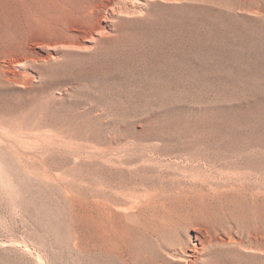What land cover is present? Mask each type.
Masks as SVG:
<instances>
[{
	"label": "rangeland",
	"instance_id": "obj_1",
	"mask_svg": "<svg viewBox=\"0 0 264 264\" xmlns=\"http://www.w3.org/2000/svg\"><path fill=\"white\" fill-rule=\"evenodd\" d=\"M127 6L0 0V264H264V0Z\"/></svg>",
	"mask_w": 264,
	"mask_h": 264
},
{
	"label": "bare ground",
	"instance_id": "obj_2",
	"mask_svg": "<svg viewBox=\"0 0 264 264\" xmlns=\"http://www.w3.org/2000/svg\"><path fill=\"white\" fill-rule=\"evenodd\" d=\"M146 1H149V0H127L128 6L120 12L142 11L144 9ZM109 11L110 13H113V14L116 12V10L114 9H110ZM93 27L95 29L94 32H91L88 36H86L83 39L81 47H83L84 49L91 48L95 44L96 40L99 37H101L105 32V27L103 26L102 20H96L95 25H93ZM66 41L67 39H64L60 44L63 47L64 46L70 47L74 45V42L69 41V43H67ZM27 60L28 59L25 57H19L17 61H15V63L17 64L16 66H19L22 62H25ZM5 65L6 64L4 62L3 64L1 63L0 66L4 69L6 67ZM212 245H216V246L226 245L227 246V245H241V243L238 240H236L234 237H230V236L225 237V238H219V240L215 239L214 241L213 240H205V241L203 240L199 243H194L191 246H188L186 242H180L178 244V251L175 252L173 255L176 258L173 260H179V261L184 262L185 264H202L205 260H207L206 258H204L206 257L204 255L205 251L208 249V247H211ZM169 256H171V254Z\"/></svg>",
	"mask_w": 264,
	"mask_h": 264
}]
</instances>
